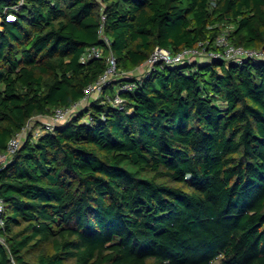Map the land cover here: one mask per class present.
I'll use <instances>...</instances> for the list:
<instances>
[{"label": "trees", "instance_id": "trees-1", "mask_svg": "<svg viewBox=\"0 0 264 264\" xmlns=\"http://www.w3.org/2000/svg\"><path fill=\"white\" fill-rule=\"evenodd\" d=\"M102 13L118 77L0 165V264H264V61L158 66L112 104L156 47L264 50V0H25L0 29V153L105 72L81 61Z\"/></svg>", "mask_w": 264, "mask_h": 264}, {"label": "built area", "instance_id": "built-area-1", "mask_svg": "<svg viewBox=\"0 0 264 264\" xmlns=\"http://www.w3.org/2000/svg\"><path fill=\"white\" fill-rule=\"evenodd\" d=\"M100 1L102 2V0ZM24 2L25 0H18L14 4L4 7L2 12H0V29L3 28L5 21L14 22L17 20V13ZM104 22L105 14L102 13L101 26L99 29L101 45L89 47L81 57V61L86 62L93 58H101L104 56L105 52H107V68L105 72L94 83L86 87L84 97L73 105L56 108L50 115H38L33 117L21 131L11 137L6 149L0 153L1 166H6L26 140L30 138L31 141H36L43 134L53 132L58 126L63 125L75 117L81 110L88 107L92 102L98 100L103 95L105 88L117 79V59L111 51V39L104 31ZM214 43L217 49H209V42L203 41L196 47L187 48L179 53H173L168 49L156 47L150 58L145 62L148 65L145 73L137 77L136 81L123 82L114 99H112V104L120 109L124 108L125 100L120 92L135 90L138 87V81H140L142 77L149 75V73L158 66L192 63L199 59H204V61L220 59L236 64H242L247 60L264 61V50L233 44L227 31L219 35ZM84 120L87 122L93 121L91 112L86 115ZM6 218V204L3 197L0 195V243L3 244L5 240L2 231L6 226Z\"/></svg>", "mask_w": 264, "mask_h": 264}, {"label": "rangeland", "instance_id": "rangeland-1", "mask_svg": "<svg viewBox=\"0 0 264 264\" xmlns=\"http://www.w3.org/2000/svg\"><path fill=\"white\" fill-rule=\"evenodd\" d=\"M147 67L148 65L145 63L142 67H138L136 70L126 74L125 77L126 76L140 77L145 73Z\"/></svg>", "mask_w": 264, "mask_h": 264}, {"label": "crops", "instance_id": "crops-1", "mask_svg": "<svg viewBox=\"0 0 264 264\" xmlns=\"http://www.w3.org/2000/svg\"><path fill=\"white\" fill-rule=\"evenodd\" d=\"M198 61H204V59H199ZM144 65V64H143ZM143 65H141L140 67H142Z\"/></svg>", "mask_w": 264, "mask_h": 264}]
</instances>
